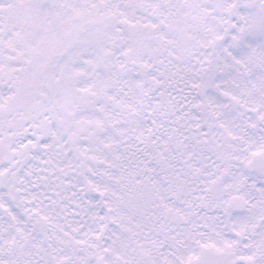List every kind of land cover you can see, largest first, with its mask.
Instances as JSON below:
<instances>
[{"label":"snow or ice","instance_id":"6c2138e0","mask_svg":"<svg viewBox=\"0 0 264 264\" xmlns=\"http://www.w3.org/2000/svg\"><path fill=\"white\" fill-rule=\"evenodd\" d=\"M0 264H264V0H0Z\"/></svg>","mask_w":264,"mask_h":264}]
</instances>
